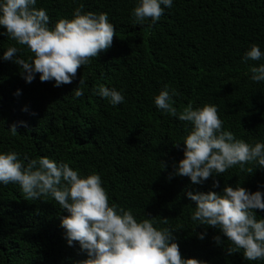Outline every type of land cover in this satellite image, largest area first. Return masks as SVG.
I'll list each match as a JSON object with an SVG mask.
<instances>
[{"label": "trees", "instance_id": "1", "mask_svg": "<svg viewBox=\"0 0 264 264\" xmlns=\"http://www.w3.org/2000/svg\"><path fill=\"white\" fill-rule=\"evenodd\" d=\"M83 2L89 10L109 13L116 27L112 46L61 87L42 82L39 74L28 83L17 64L0 59V148L65 159L84 172L99 171L112 199L183 227L175 235L185 257L209 264H264L245 260L242 250L228 253L230 242L219 229L191 221L195 202L187 191H208L213 178L203 185L186 176L169 178L184 155L183 142L177 147L174 140L184 136L185 122L162 114L154 104V96L169 84L177 90V107L215 103L226 128L245 139H264V82L250 81L241 59L254 42L264 48V0H175L154 26L132 23L135 0ZM38 6L47 8L55 21L70 16L76 5L40 0ZM10 43L0 34V56ZM253 63L258 62L249 61ZM80 79L85 95L73 99ZM99 84L122 89L125 101L113 106L94 94ZM20 121L26 126L20 124L12 135L9 127ZM162 163L167 167L161 169ZM215 179L220 182L216 191L241 180L251 191L264 190V168L252 174L230 169ZM256 211L264 216V210ZM63 215L66 210L54 201H30L18 185L0 184V264H74L85 259L78 244H67ZM217 234L224 243L216 244Z\"/></svg>", "mask_w": 264, "mask_h": 264}, {"label": "clouds", "instance_id": "2", "mask_svg": "<svg viewBox=\"0 0 264 264\" xmlns=\"http://www.w3.org/2000/svg\"><path fill=\"white\" fill-rule=\"evenodd\" d=\"M70 2L76 5L71 15L53 21L48 9L38 6L40 0H0V28L5 29L0 34L12 41L0 59L17 64L26 82L31 83L39 74L42 82L54 81L56 87L71 84L81 66L91 64L112 46L116 27L109 13L87 9L83 0ZM174 3L135 0L132 23L154 26ZM241 59L248 66L250 81L264 82V48L254 42ZM84 83L80 79L73 89V99L85 95ZM92 91L113 106L125 101L124 91L115 86L99 84ZM176 96L177 90L169 84L154 96L162 114L185 122L184 136L174 140L177 147L183 142L184 155L174 163L169 178L186 176L197 185L213 178L212 189L187 191V197L195 202L189 213L191 221L219 229L230 242L228 253L242 250L245 260L264 261V216L256 211L264 210V190L251 191L242 180L214 190L220 187L215 178L230 169L252 174L256 168H264V139H245L226 128L215 103L189 102L179 108ZM20 124L26 126L20 121L9 127L12 135L17 134ZM166 167L162 163L161 169ZM0 184L18 185L25 199L54 201L66 210L60 222L67 244H78L79 252L86 255L74 264H209L182 255L175 232L183 227L169 225L167 217L136 213L112 199L95 169L84 172L65 159L32 157L14 148H0ZM198 235L205 237L204 233ZM213 239L218 245L224 243L219 234Z\"/></svg>", "mask_w": 264, "mask_h": 264}]
</instances>
